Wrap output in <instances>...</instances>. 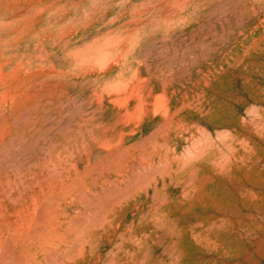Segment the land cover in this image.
<instances>
[{
  "label": "rangeland",
  "instance_id": "374dc122",
  "mask_svg": "<svg viewBox=\"0 0 264 264\" xmlns=\"http://www.w3.org/2000/svg\"><path fill=\"white\" fill-rule=\"evenodd\" d=\"M0 71V264H264V0H0Z\"/></svg>",
  "mask_w": 264,
  "mask_h": 264
},
{
  "label": "bare ground",
  "instance_id": "6f19581e",
  "mask_svg": "<svg viewBox=\"0 0 264 264\" xmlns=\"http://www.w3.org/2000/svg\"><path fill=\"white\" fill-rule=\"evenodd\" d=\"M1 72V71H0ZM5 76V75H4ZM5 79V78H4ZM7 90V89H6ZM9 90V89H8ZM3 97V96H2ZM6 101V100H5ZM1 102V101H0ZM3 103V102H1ZM5 104V103H4ZM2 105V104H1ZM6 105V104H5ZM4 105V106H5ZM11 106V110L9 109L7 113H0V125L2 124L3 126H0V127H3L1 128V132L0 134H2V136L0 137V192L2 189H8L9 187H11V185H17V183H21V186L23 185V179H26V177H24V173L22 172H19V171H15L13 168L15 167H12L10 164H14V163H9V160H11V158H7V155H8V151L7 153H5L4 151V148H3V144L5 142V139L8 137L9 133L17 126L19 125V122H20V118H21V114L20 113H17L14 109H12V105ZM33 106V105H32ZM31 106V107H32ZM25 111V110H24ZM6 112V111H5ZM27 114V112H26ZM24 115V114H22ZM24 117H27V116H24ZM24 120H26L25 118H23ZM25 125V124H24ZM17 128V127H16ZM16 132V131H15ZM8 139V138H7ZM24 142V141H23ZM16 143V142H13V144ZM15 145V144H14ZM36 147V146H35ZM43 148V146L41 147ZM16 156V155H15ZM26 156V155H24ZM28 156V155H27ZM15 158V157H14ZM30 161V160H29ZM25 164V163H24ZM22 163V165H24ZM3 168H2V166ZM16 170H19L18 168ZM30 177V176H29ZM33 177V176H32ZM28 179V177H27ZM36 183V182H35ZM37 184V183H36ZM13 185V186H14ZM28 185V184H27ZM25 185L24 183V186H27ZM20 186V185H19ZM17 187V186H16ZM15 189V188H14ZM13 190V189H12ZM18 190V189H17ZM6 191V190H5ZM8 191V190H7ZM6 191V193H7ZM5 193V194H6ZM9 193H11L9 191ZM11 196V194H9ZM4 194V195H5ZM21 194V193H20ZM19 194V195H20ZM3 195V194H2ZM7 195V194H6ZM9 196H7L8 198ZM11 198V200L13 199L12 197H9ZM1 199V198H0ZM20 199V198H19ZM36 199V198H35ZM9 200V199H8ZM10 200V201H11ZM13 201V200H12ZM17 201V200H16ZM37 201V200H36ZM15 202V201H14ZM2 247V246H1ZM9 249V248H8ZM4 263V262H3Z\"/></svg>",
  "mask_w": 264,
  "mask_h": 264
}]
</instances>
